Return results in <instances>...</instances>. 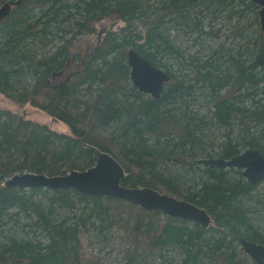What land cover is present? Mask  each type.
Wrapping results in <instances>:
<instances>
[{
  "label": "trees",
  "instance_id": "1",
  "mask_svg": "<svg viewBox=\"0 0 264 264\" xmlns=\"http://www.w3.org/2000/svg\"><path fill=\"white\" fill-rule=\"evenodd\" d=\"M224 1L165 0L163 14L137 20L145 13L142 0H22L0 20V92L46 110L71 130L60 132L0 107L1 264H95L82 253L84 237L113 226L124 229L130 244L125 264H247L242 246L238 251L240 238L264 244V227L257 222L264 199L256 191L264 180L250 182L240 168L197 162L228 159L248 148L264 153V36L247 48L245 58L226 52L189 59L178 53L166 25L185 24L198 35L208 34L186 6L204 2L215 11ZM247 6L256 3L249 0ZM167 14L173 15L166 20ZM105 20L124 25L101 36L97 26ZM64 31L95 35L97 43L70 81L49 84L53 72L66 68L72 36L49 55L38 52ZM130 48L171 75L159 98L131 82ZM170 58H176L174 64ZM99 150L125 168L123 185L191 201L209 212L212 223L203 227L124 199L69 188L5 184L24 172L88 169ZM76 205L80 213L73 220L61 213ZM21 216L28 220L25 225L44 231L45 239L20 234ZM8 222L13 233L7 232ZM169 251L173 255L167 258Z\"/></svg>",
  "mask_w": 264,
  "mask_h": 264
},
{
  "label": "rangeland",
  "instance_id": "2",
  "mask_svg": "<svg viewBox=\"0 0 264 264\" xmlns=\"http://www.w3.org/2000/svg\"><path fill=\"white\" fill-rule=\"evenodd\" d=\"M142 1L144 3L145 13L141 14V18L139 17L140 15L137 16V20H144L145 16L153 19L155 16L163 14L165 11L164 8H162L163 1L165 0ZM248 1L249 0H225L223 2L224 7H222L221 10L215 11L213 5L207 7L204 2H199L195 5H187L186 10L188 15L192 17V19L194 17L200 18L202 28L207 31L208 34L204 33L198 35L196 30H190L185 24L176 27L172 22H167L166 25L170 31V38L175 43L179 51L178 53L189 59L190 57L207 58L217 55L218 53L226 52L228 56L234 55L235 57L245 58L247 48L254 47L259 35L264 36V30L262 29L259 15L261 6L256 4L255 7L248 9ZM236 9H243L240 11V17V13L230 14V12ZM171 15L173 14H167L166 20H168ZM256 16H258V21L255 20ZM123 25L124 23L121 21L113 22V20H105L98 24V33H102L101 36H103L107 31H118ZM143 32L144 30L141 29V33ZM72 34L71 32L64 31L53 35L52 39L49 40L46 45H43L42 48L40 46L38 53L40 55H43V53H45V55L53 53L64 43L63 39L71 38ZM96 43L97 37L95 35L77 34L72 36L71 44L68 47L69 55L65 70L53 72L52 79L48 83L58 84L70 81L72 74L76 73L78 69L83 68L88 63ZM175 61L176 58H170L169 60L172 64H174ZM0 107L20 112L26 118L41 123H47L54 130L66 133L71 132L66 122L54 118L48 114L46 110L34 106L31 103L20 104L2 92H0ZM256 191L258 192L257 194L264 199V181L258 185ZM253 206H258V204L255 202ZM80 207V205H76L75 209L71 211L63 208L61 213L73 220L72 217L80 213ZM257 213H259L257 222L264 227V206L260 207ZM27 221L26 217L21 216V226H19L21 228L19 230L20 234H25L28 231L32 237L45 239L46 234L44 231L34 226L25 225ZM12 225V222H8V228L10 227V229H7V232L8 230L9 232H14ZM22 225H24V227ZM129 246L130 244L124 229L113 226L102 232L93 230L87 233L82 244V253L89 262L95 264H125L124 252ZM241 246V244H238L239 252H242ZM172 255L173 253L169 251V253H167V258H170ZM246 255L249 257V259L246 260L247 264H258L247 253Z\"/></svg>",
  "mask_w": 264,
  "mask_h": 264
},
{
  "label": "water",
  "instance_id": "3",
  "mask_svg": "<svg viewBox=\"0 0 264 264\" xmlns=\"http://www.w3.org/2000/svg\"><path fill=\"white\" fill-rule=\"evenodd\" d=\"M22 0L7 1L0 5V20L7 17L14 5ZM260 5V20L264 29V0H253ZM130 66V79L135 87L153 98H159L163 88L170 81L171 75L161 67L153 64L135 48L127 53ZM199 163L218 168H240L243 176L250 182L264 180V153L260 149L248 148L232 156L206 157L197 160ZM126 175L125 168L106 151H98L96 163L85 170H73L63 175L24 172L15 174L6 181L12 187H44L50 189H74L94 196H110L124 199L147 210L161 211L168 216L191 220L207 227L212 217L204 208L186 199L161 192L152 187H128L122 184ZM243 250L256 263L264 264V244L240 238Z\"/></svg>",
  "mask_w": 264,
  "mask_h": 264
},
{
  "label": "bare ground",
  "instance_id": "4",
  "mask_svg": "<svg viewBox=\"0 0 264 264\" xmlns=\"http://www.w3.org/2000/svg\"><path fill=\"white\" fill-rule=\"evenodd\" d=\"M9 1H10V0H9ZM13 1H17V0H13ZM6 2H7V1H6ZM3 4H4V3H3ZM14 6H16V5H14ZM86 30H87V29H86ZM128 51H129V50H128ZM127 53H128V52H127ZM99 151H101V150H99ZM197 162H198V161H197ZM61 175H63V174H61ZM8 179H9V178H8ZM8 179H7V180H8ZM7 180H6V181H7ZM5 183H6V182H5Z\"/></svg>",
  "mask_w": 264,
  "mask_h": 264
}]
</instances>
